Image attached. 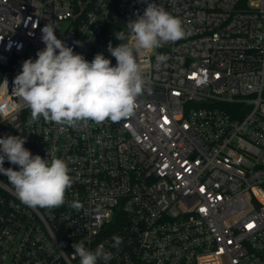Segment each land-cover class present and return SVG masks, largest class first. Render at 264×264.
I'll list each match as a JSON object with an SVG mask.
<instances>
[{
  "label": "built area",
  "instance_id": "1",
  "mask_svg": "<svg viewBox=\"0 0 264 264\" xmlns=\"http://www.w3.org/2000/svg\"><path fill=\"white\" fill-rule=\"evenodd\" d=\"M148 3L186 35L134 53L145 83L133 113L75 127L33 120L14 79L45 48L43 27L116 66L109 42L134 47L126 25ZM9 135L63 159L73 183L62 206L33 208L0 173V264H80L79 242L103 244L107 264H264V0H0V138Z\"/></svg>",
  "mask_w": 264,
  "mask_h": 264
},
{
  "label": "clouds",
  "instance_id": "2",
  "mask_svg": "<svg viewBox=\"0 0 264 264\" xmlns=\"http://www.w3.org/2000/svg\"><path fill=\"white\" fill-rule=\"evenodd\" d=\"M126 27L134 36V47L126 43L113 47L109 42L107 50L117 61L116 66H112L111 60L101 53L91 62L74 53L57 38L52 24H46L42 29L45 48L36 53L35 60L26 59L14 79V88L31 110L32 119L42 117L45 121L75 127L80 123L86 126L89 121L116 123L130 116L145 83L134 53L176 42L186 33L181 20L156 3H148L143 15L129 21ZM115 38L126 39L123 31ZM156 59L163 62L166 56L159 54ZM24 144L21 136L0 138V173L7 176L24 205L62 206L66 191L73 183L67 163L60 158L49 161L33 155ZM5 159L18 165L19 170L5 168ZM71 206L80 207L76 203ZM113 241L112 246L117 249L123 242L118 236L113 237ZM73 248L80 264H98L99 260L107 264L113 258L103 244L95 251L86 249L83 242L75 243Z\"/></svg>",
  "mask_w": 264,
  "mask_h": 264
},
{
  "label": "snow or ice",
  "instance_id": "3",
  "mask_svg": "<svg viewBox=\"0 0 264 264\" xmlns=\"http://www.w3.org/2000/svg\"><path fill=\"white\" fill-rule=\"evenodd\" d=\"M248 227H249V228H251V227H252V225H249Z\"/></svg>",
  "mask_w": 264,
  "mask_h": 264
}]
</instances>
